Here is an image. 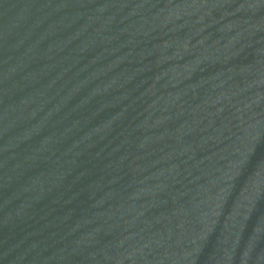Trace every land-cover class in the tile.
<instances>
[{"label": "water", "instance_id": "95a60500", "mask_svg": "<svg viewBox=\"0 0 264 264\" xmlns=\"http://www.w3.org/2000/svg\"><path fill=\"white\" fill-rule=\"evenodd\" d=\"M0 264H264V0H0Z\"/></svg>", "mask_w": 264, "mask_h": 264}]
</instances>
